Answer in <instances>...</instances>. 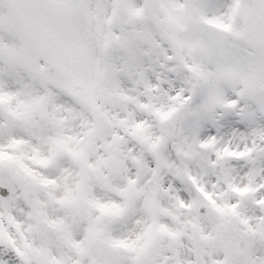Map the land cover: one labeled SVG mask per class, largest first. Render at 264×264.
I'll list each match as a JSON object with an SVG mask.
<instances>
[{
	"label": "snow or ice",
	"instance_id": "6c2138e0",
	"mask_svg": "<svg viewBox=\"0 0 264 264\" xmlns=\"http://www.w3.org/2000/svg\"><path fill=\"white\" fill-rule=\"evenodd\" d=\"M0 264H264V0H0Z\"/></svg>",
	"mask_w": 264,
	"mask_h": 264
}]
</instances>
